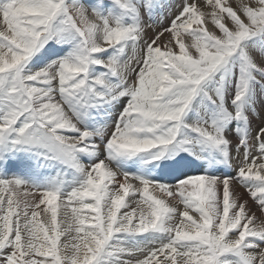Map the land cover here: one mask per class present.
I'll return each mask as SVG.
<instances>
[{"label":"snow or ice","instance_id":"obj_1","mask_svg":"<svg viewBox=\"0 0 264 264\" xmlns=\"http://www.w3.org/2000/svg\"><path fill=\"white\" fill-rule=\"evenodd\" d=\"M0 264H264V0H0Z\"/></svg>","mask_w":264,"mask_h":264},{"label":"rangeland","instance_id":"obj_2","mask_svg":"<svg viewBox=\"0 0 264 264\" xmlns=\"http://www.w3.org/2000/svg\"><path fill=\"white\" fill-rule=\"evenodd\" d=\"M165 24H167V21H165ZM39 219H40L41 221L44 220V216H43V214L41 215V217H39ZM49 219H50V216H49ZM58 219H62V217H58Z\"/></svg>","mask_w":264,"mask_h":264}]
</instances>
